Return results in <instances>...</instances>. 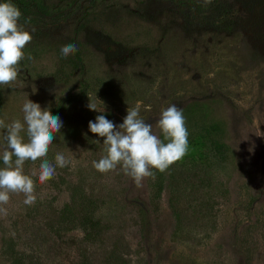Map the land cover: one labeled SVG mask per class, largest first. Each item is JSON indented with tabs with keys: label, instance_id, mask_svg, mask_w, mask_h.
I'll return each instance as SVG.
<instances>
[{
	"label": "rangeland",
	"instance_id": "1",
	"mask_svg": "<svg viewBox=\"0 0 264 264\" xmlns=\"http://www.w3.org/2000/svg\"><path fill=\"white\" fill-rule=\"evenodd\" d=\"M19 1L32 40L0 84V119L23 121L28 99L48 108L63 126L46 159L70 163L41 183L42 161L25 162L36 200L0 205V264H264V0ZM172 104L189 132L182 159L139 187L121 166L93 167L105 152L90 120L119 125L139 105L163 139Z\"/></svg>",
	"mask_w": 264,
	"mask_h": 264
},
{
	"label": "clouds",
	"instance_id": "2",
	"mask_svg": "<svg viewBox=\"0 0 264 264\" xmlns=\"http://www.w3.org/2000/svg\"><path fill=\"white\" fill-rule=\"evenodd\" d=\"M211 0H205L210 3ZM21 9L12 0L0 2V84L11 86L17 80L20 62L25 59V47L32 40V32L22 23ZM77 45L69 43L61 48V55L67 57L77 51ZM31 59V56H28ZM89 96L86 105L90 110L103 113ZM151 111V104L144 106ZM23 121L16 119L9 124L0 119V128H4L3 151L0 152V205L9 202L10 193H22L23 203H35V184L24 174L25 162L40 159L39 181L44 183L55 175L56 167H66L70 161L63 153L57 152L55 164L46 159L50 145L60 133L63 121L59 115H53L48 108H42L37 102L26 100L22 107ZM163 133V139L153 133L152 124L140 115V106L127 109L123 122L117 125L104 114L89 121V130L104 138V152L93 167L107 173L121 166L139 187L145 177H154L152 169L166 171L173 163L182 159L188 152L189 132L183 110L172 104L161 110L157 121ZM26 130L27 140L22 135ZM35 175V173H33ZM5 209L0 208V212Z\"/></svg>",
	"mask_w": 264,
	"mask_h": 264
},
{
	"label": "trees",
	"instance_id": "3",
	"mask_svg": "<svg viewBox=\"0 0 264 264\" xmlns=\"http://www.w3.org/2000/svg\"><path fill=\"white\" fill-rule=\"evenodd\" d=\"M12 2L14 4H16V5H20V1L19 0H12ZM82 222H83V225L85 227L88 226L90 229H92V233L91 234H88V241H92L96 237V235H97V227H98L97 221H95L94 217L92 216V213L89 212V211H87L82 216ZM250 240H251L250 246L254 247L253 246V243H255V242L251 238H250ZM23 256L27 257V255L25 253L23 254ZM13 257H14V259H12V260H14V261H19L20 260V257H18V256H13ZM84 264H90V263L89 262L88 263L85 262Z\"/></svg>",
	"mask_w": 264,
	"mask_h": 264
}]
</instances>
